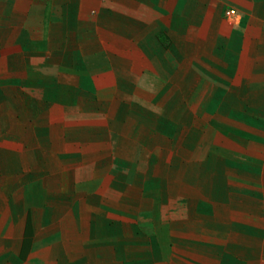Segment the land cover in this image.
Returning <instances> with one entry per match:
<instances>
[{
  "label": "crops",
  "instance_id": "crops-1",
  "mask_svg": "<svg viewBox=\"0 0 264 264\" xmlns=\"http://www.w3.org/2000/svg\"><path fill=\"white\" fill-rule=\"evenodd\" d=\"M0 264H264V0H0Z\"/></svg>",
  "mask_w": 264,
  "mask_h": 264
},
{
  "label": "built area",
  "instance_id": "built-area-1",
  "mask_svg": "<svg viewBox=\"0 0 264 264\" xmlns=\"http://www.w3.org/2000/svg\"><path fill=\"white\" fill-rule=\"evenodd\" d=\"M226 17H227V19H229L231 21V23H233V20L236 17L235 11L233 9L226 11Z\"/></svg>",
  "mask_w": 264,
  "mask_h": 264
}]
</instances>
